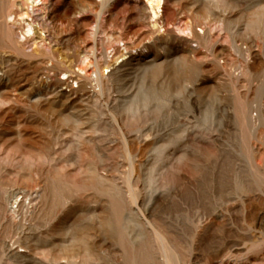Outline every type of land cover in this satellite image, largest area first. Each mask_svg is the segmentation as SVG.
Listing matches in <instances>:
<instances>
[{"label":"rangeland","instance_id":"1","mask_svg":"<svg viewBox=\"0 0 264 264\" xmlns=\"http://www.w3.org/2000/svg\"><path fill=\"white\" fill-rule=\"evenodd\" d=\"M20 1L25 8H31L33 0ZM117 1L122 0L107 2L103 19L99 18L101 8L97 12L90 11L77 0L34 2L39 8L35 12L34 26L45 38L40 41L41 53L32 59L34 64L74 62L78 55L90 56L92 50L81 51L85 44L99 56L109 54L119 44L132 47L135 57L133 65L124 69L112 83L109 93L115 100L109 105L107 96L91 99L86 90L75 102L65 99L59 102L49 114L55 115L52 124L60 118L55 131L49 121L34 114L29 117L23 107L16 108V116L22 120L44 121L47 137L54 139L61 135L58 143H54L55 154L61 158L53 167L44 160L16 155L21 160L14 165L26 171L45 168L42 176L51 193L46 217H42L37 229L28 233L36 255L21 258L20 264H134L135 258L140 263L146 258L147 264H165L166 253L172 258L170 264H218L220 258L204 240L196 237V232L210 214L220 216L221 213L225 224L235 230L230 235H225L221 229L215 231L217 240L222 242L226 236L231 241L229 247L241 250V257L237 262L233 259V263L264 264V228L253 224L252 218L257 217L258 211L247 215L243 201L254 194L264 199V156H254L252 150L255 144L264 148L263 142L257 139L261 128L237 120V116L242 118L246 107L256 115L255 107L262 99L264 60L255 57L247 64L244 55L233 47L225 26L210 23V43L200 47L204 72H198L188 81L171 83L160 100L152 93L148 105L140 104L136 110L130 108L143 99V96L137 97L145 82V62L160 56L159 63L168 75L177 66L185 48L189 45L198 48L196 42H188L187 38L200 7L224 14L225 9L231 12L235 19L233 32L244 48L246 41L258 43L262 25L255 19L259 8L264 7V0H167L164 29L172 30L175 37L167 36L157 47L149 41L147 25L137 18L138 8L145 6L151 12V0H133L138 4V8L133 9L124 4L115 7ZM46 12L52 13V17ZM19 26L22 40L33 33H27L26 20H20ZM79 32L83 40L76 39ZM25 47L27 51L32 49L30 43ZM78 66L79 63L75 64V69ZM22 72L7 78L0 90L19 88L23 84ZM110 114L117 120L115 128L108 123ZM207 116L219 124L222 132L219 134L206 125L211 129L205 134L210 139L203 141V149L199 138L194 149L185 148L184 142L189 147L192 145V134L198 131L196 125L204 124ZM181 126L188 130L185 141H179L177 136ZM9 127L5 132L16 137L19 127ZM76 128L85 132L87 140L81 141ZM88 138L92 140L89 142ZM0 153L13 155L10 148L2 150L0 147ZM70 164L73 166L69 167ZM93 165L119 190L121 188L125 203L119 208L113 205L110 192L102 190L96 180L89 179L88 171ZM63 168L67 170L64 172ZM40 185L34 176L0 175V191L4 187L36 189ZM131 191H136L135 199L127 198ZM259 211L264 213V207ZM55 225L60 229L47 235ZM24 236L22 229L0 218V264H16L4 253L12 245L26 250ZM134 245L141 249L143 258L137 255Z\"/></svg>","mask_w":264,"mask_h":264},{"label":"bare ground","instance_id":"2","mask_svg":"<svg viewBox=\"0 0 264 264\" xmlns=\"http://www.w3.org/2000/svg\"><path fill=\"white\" fill-rule=\"evenodd\" d=\"M77 1L83 8H86L90 11L97 12L101 8L99 18L103 19V9L107 7V2L109 0H102L103 2H99V0ZM166 1L167 0H151V12H148L147 7L145 6L142 8H138V4H136V2L133 0L117 1L114 6L118 7L124 4L132 9L138 8V12L136 11L137 18L139 22H143L147 25V30H149V41L150 43H152V45L157 47L164 41L167 36L175 37V34L172 30L164 29V5ZM34 2L35 0L31 1V8L29 6L28 8H25L22 2H19V0H0V86L7 78L11 77L13 74L23 71L21 79L23 81V84L19 88L14 87L11 91L0 90V127H4L3 130H0V147L2 148V150L10 148L13 151L12 156H5L3 153H0V175H6L10 178L34 176L37 179L39 185L40 183H43V185H40L36 189H31L28 187H18L10 189L4 187L0 191V218L6 220L14 227L22 229V233L25 235L24 241L26 243L25 249L27 251L15 249L12 245L9 248L10 250L4 253L16 264H20V260L23 257H35L36 254L34 253L32 246L30 245L31 237L28 235V233L34 231L39 227L40 220L42 219V217H46L45 215L48 213L51 206L50 189L44 183V177L42 176L45 168L35 167L31 171H26V169H24L23 167L21 168L14 165L19 163L21 160L16 158V155L20 156L21 158L27 157L30 159L44 160L48 165H50V167H53V164L59 162L61 158L56 156L54 146L55 142L58 143V139L61 135L59 134L54 139L52 136L47 137L46 135L48 134V132L46 131V123H44V121H39V119L36 121H30L25 118L22 120V117L20 118V116H16V108L23 107V112L28 114L29 117L33 116L34 114L37 117H41L43 120L49 121L51 126L54 127V130L57 128V123L59 124L60 118L55 124H52V122H54L53 116L55 115L50 116L49 114L51 110H53L57 106V104L64 99L71 103L75 102L83 96V92H85L86 90L88 91V93L90 92L89 98L91 99L107 96L106 99L108 105L113 102V100L115 99L112 98V95L109 93V89L111 88L112 83L120 76V74H122L121 72L129 65H133L132 60L135 57L133 49H131L132 47H121L119 44L115 46L109 54H101L102 56H99L94 49H88V44H85L84 46H81V51L88 53V50H92V54L90 56H87L86 54H83V56L78 55L76 61H74L75 63L73 61L69 62L65 60L57 64H34L32 59L39 55L42 51V48H40V41L45 40L44 37H41L39 35L38 30H36V27L34 26V18L36 16L35 12L39 9L37 5L34 4ZM175 9L182 10L181 7H176ZM200 10L201 11H199L198 13L199 15H196L197 17L194 18L196 20L191 25L189 38H187L188 42H196L198 48H194L190 45L185 48L182 56H180L178 62H176L177 66L174 65L175 68L173 67V71L168 75L164 72L162 67L163 65L159 63L160 56L156 55L151 58L148 63L145 62V80H143L145 82H143L142 84V89L140 92L141 94L137 97L141 99V97L143 96V99L140 103L136 102L134 104L135 106L131 104L132 106L130 108L136 110L139 109L140 104L144 106L148 105L147 103L150 101L152 93L155 94L157 99L160 100L162 99L163 91H165V89L168 88V85H170L171 83L175 84L183 80L188 81L193 77V75L197 74L198 72H204L205 68L200 61V55L203 51L200 50V47L201 45L209 42L212 38V34L210 32V23H221L225 26L227 34L233 40V47L240 51L239 53L244 55L247 64H249L251 62L250 60L255 57H259L264 60V7L259 8L257 18L255 19L262 25V28L259 27L260 29L258 32V43H255L254 40L246 41L244 43V45H246L244 48L239 44L240 40L236 38L235 32H233L235 19H233L231 12L225 9V14L218 13L215 10L210 11L206 6L203 9H201L200 7ZM46 15L52 17V13L50 12H46ZM20 20H26V26L28 27L27 33H31L33 31L32 34H28V36L25 35V40L21 39V34L18 31L20 28ZM187 22L189 23V20ZM197 28L200 29L198 30ZM76 36L77 40H83L81 32H79ZM119 39L120 38H118V40ZM26 43H30L32 45V49L30 51H27L25 47ZM135 47L136 46L134 44V48ZM128 54L129 56H127ZM78 63L79 66L75 69V64ZM246 67L248 68L249 66L247 65ZM205 74L206 73H204V75ZM29 85H32V87H29ZM27 86L28 88H26ZM34 86L37 87V89H34ZM261 87L262 99L255 107L256 115H252L249 112V109L246 107L242 111V118H239L237 116V120H240L243 124L250 122L252 124L258 125L261 129L257 133V139L263 142L264 145V82L262 83ZM8 118L11 119L8 120ZM62 119L63 118H61V121ZM204 120V124L199 126L196 125L195 127L198 128V131H194L192 134V145L189 147V145L184 142L183 146H185V148L194 149L196 139L199 138L200 148L203 149V141L208 142L210 139V137L205 135L206 131L209 132V130H211L206 125H210L214 129L213 131H217V133L219 134L222 132L221 128H219V124L217 125L213 118L207 116L204 118ZM108 123L111 127L115 128L117 120L110 114V116L108 117ZM10 125H16L19 127L16 137H12L5 132L6 129L10 128ZM76 130L80 132L81 141L87 140V136L85 135L84 131H82L80 128H76ZM187 131V129L181 126V128L177 131L179 141L186 140V134H188ZM88 139L89 142L92 140V138ZM215 140L216 139H214L213 141L215 142ZM252 150L254 156H264V148L260 144H255ZM72 166V164L69 165V167ZM66 170V168H63L64 172ZM88 172L89 179L93 181L96 180L100 184V188L102 190L110 192L112 194L113 205H115L116 208H119L120 204L123 205V203H125L124 198L121 196V188L119 190L117 188L118 186L116 187L115 183L112 180H110L107 176H103L102 174H100L97 166H91ZM254 172H256V170ZM182 177L185 176L183 175ZM135 192L131 191L130 194H128V192L127 198L135 199ZM243 201L245 203L244 209L247 215L251 214L253 210L258 211L256 213L257 217L252 218L253 224L260 225L264 228V213L261 214L259 211L262 206L264 207V199L260 195L254 194L253 196L250 195ZM66 214L67 212L65 213V215ZM224 217L225 216L223 215V213H221L220 216L210 214L207 220L202 225L200 224L198 226L196 237L199 240H204L206 242V246L213 250L217 258H220L218 264H236L233 263V259L237 262V260L241 257V250L238 248L233 249L232 247H229L231 241L227 240L226 236H224L223 241L220 242L219 240H217V234L215 233V231L220 229L225 235H230L234 232L235 229L233 227L225 224ZM111 221L113 220L111 219ZM58 229H60L59 225H55L51 228L50 231H47L46 233L47 235H50L48 232L54 233ZM253 237H255V235H253ZM134 248L136 249L137 255H143L142 251H140V248L137 249L136 245H134ZM92 254L93 253H91V255ZM165 257L166 260L164 261V263L170 264V262H172L171 256L166 253ZM135 259L136 262H134V264H147L146 258L143 259L144 263H140L137 258Z\"/></svg>","mask_w":264,"mask_h":264}]
</instances>
